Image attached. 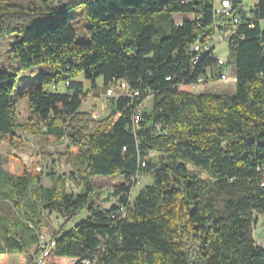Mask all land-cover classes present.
<instances>
[{"label":"trees","instance_id":"1","mask_svg":"<svg viewBox=\"0 0 264 264\" xmlns=\"http://www.w3.org/2000/svg\"><path fill=\"white\" fill-rule=\"evenodd\" d=\"M11 1L0 0V19L11 13ZM20 1H28L20 7L24 22L0 27V37H13L8 54L14 63L0 67V142L18 127L34 133L40 123L39 134L78 149V176L68 179L79 191H68L57 173L44 187L41 176L26 169L18 175L0 170V258L30 255L43 212L69 222L86 211L85 219L68 230L62 224L52 235L50 257L95 264H264V246L252 237L254 216L264 214V0L248 9V17L236 6L244 37L228 45L233 92L195 94L178 85L208 79L213 58L201 55L192 66L190 46L212 32L213 0ZM79 7L89 21L84 41L69 24L70 11ZM173 14L191 16L174 21ZM33 17L45 20L25 26ZM37 66L46 70L38 86L18 93L31 112L17 125L16 78ZM79 77L92 86L97 79L104 86L124 79L129 88L153 94L151 108L133 128L138 101L109 97V114L91 119L81 110L86 93ZM61 82H68L64 92L50 90ZM149 172L152 182L129 203L135 176ZM115 176L124 180L113 193L118 204L101 210L93 179ZM8 206L12 212H2Z\"/></svg>","mask_w":264,"mask_h":264},{"label":"rangeland","instance_id":"2","mask_svg":"<svg viewBox=\"0 0 264 264\" xmlns=\"http://www.w3.org/2000/svg\"><path fill=\"white\" fill-rule=\"evenodd\" d=\"M67 0H53L52 5H56ZM257 0H243L242 6L244 9H251ZM15 4L11 9V13L4 15L0 19V27L2 30H7L12 26H16L21 22H24L23 16H21V8H25L28 5V1H11ZM190 14H173V20L179 21L189 18ZM45 17H33L27 19L25 26L31 27L32 25L42 22ZM69 24L76 31L77 40L84 41L88 39L87 28L89 26V21L86 18L82 7L76 8L69 13ZM13 41L12 36H8L3 33L0 37V67L3 69H9L14 66V63L9 58L8 49ZM225 43L221 44L216 48V54L223 59L229 56L228 49ZM46 68L44 66L33 67L27 71H23L18 74L14 86L13 95L17 99V104L15 107V123L25 125L27 119L30 116L31 109L29 108L28 101L26 99H20L18 93L22 89L34 88L40 83L43 72ZM229 72V70H227ZM208 79L204 78L200 81V84L205 85L204 88H200V92H210V93H232L234 90V85L230 83L223 82H212L210 84V76L207 75ZM56 92H64L67 86L63 82L57 85ZM87 88L89 93L85 95L81 110L82 112H87L90 114L91 119L104 118L109 114V107L106 103L104 86L100 79L97 81V85L92 87L90 82L87 81ZM93 101L97 103V106H92ZM151 108V103H147L144 110L148 111ZM97 114L96 118L92 115ZM40 123L36 126V132H30L25 130L24 127H18L15 130V135L13 138L6 137L0 142V170L6 172L10 175H18L26 169L30 174L40 175L41 184L44 187H49L51 185L50 175L60 174V177L65 176V183L67 184L66 189L70 192L77 193L79 188L69 190L68 185L70 181L68 179L69 175L76 174V160L74 159L75 154L78 149L74 146H70L67 140L62 142L55 141L50 137H45L39 134ZM39 128V129H38ZM152 163L157 161V154L151 153L148 157ZM189 168L193 172H198L200 179L204 181H210V178L198 169L191 167ZM134 187L131 188L129 194L127 195V200L132 203L135 197L138 195L139 191L146 185L152 182V174L144 173L142 175L135 176ZM124 180L122 177H95L93 179L94 185V196L93 200L96 206H99L101 210H107L113 205H117V196L113 195L115 189L123 184ZM3 187L1 186L0 190ZM2 212H12V207H5ZM124 211V207L120 208ZM87 216L86 211L78 212L71 221L64 222V219L56 213L43 212L41 215V221L36 230L37 238L43 235L45 238L50 239L52 235L59 229L63 224L65 230H68L78 223L80 220L85 219ZM255 222L252 225V237L257 243V245L264 246V214H256ZM37 247L33 246L30 250V255H19L14 254L13 256H7L0 258V264H28V257L36 254ZM46 264H70L65 259H59L55 257H49Z\"/></svg>","mask_w":264,"mask_h":264},{"label":"built area","instance_id":"3","mask_svg":"<svg viewBox=\"0 0 264 264\" xmlns=\"http://www.w3.org/2000/svg\"><path fill=\"white\" fill-rule=\"evenodd\" d=\"M242 3V0H241ZM239 4H233L231 0H213V9H212V23L210 28L212 32L206 36L198 37L190 46L191 51V64L196 66L200 59L201 55L208 56L213 58V63L207 65L206 74L210 76V84L213 82H223L230 83L234 85L236 83V76L234 73V65L229 60V57L226 59L221 58L216 54V48L221 44L225 43L227 49L229 48L230 39L239 38L243 39V34L238 32L241 21V15L236 13V6ZM241 6V5H240ZM242 13L245 16H249V10L244 9L243 6ZM264 23V22H263ZM244 25L251 28L253 25L245 23ZM229 70V72H227ZM170 77H167L166 80H169ZM65 86L68 85V82L64 83ZM205 85L200 84L199 77L194 84H179L178 89L185 91L189 94H195L200 92V88H204ZM127 97L131 101H138L137 106L135 107L132 117L131 124L135 128L138 125L139 115L147 106V103H151L153 94L150 91H142L139 88H129L124 79H114L106 86L105 97ZM141 98V99H140ZM93 118L97 117V114L92 115ZM141 166H144V163H141ZM67 186V184H66ZM69 190L76 189L78 187L74 186L72 183L68 185ZM54 245L52 238L47 239L43 235L38 236L36 250L37 253L30 256V264L41 263L46 264L47 259L51 255V249ZM70 264H75L76 262H81L82 264H95V260L91 258H84L82 260L73 259V258H64Z\"/></svg>","mask_w":264,"mask_h":264},{"label":"crops","instance_id":"4","mask_svg":"<svg viewBox=\"0 0 264 264\" xmlns=\"http://www.w3.org/2000/svg\"><path fill=\"white\" fill-rule=\"evenodd\" d=\"M243 1V0H242ZM241 4V6H242V3H240ZM76 80H79V81H81L82 82V84H83V91L86 93V94H88L89 93V90H88V88H87V81H85L82 77H79V78H77ZM97 81H98V79L96 80V83H95V86L97 85ZM95 86H92V87H95ZM57 87L58 86H52V87H50V90L51 91H55V89H57ZM97 106V103L95 102V101H93V103H92V106ZM10 138H13V136L12 137H10ZM50 177V176H49ZM50 179V178H49ZM10 256H13V255H9V257Z\"/></svg>","mask_w":264,"mask_h":264},{"label":"water","instance_id":"5","mask_svg":"<svg viewBox=\"0 0 264 264\" xmlns=\"http://www.w3.org/2000/svg\"><path fill=\"white\" fill-rule=\"evenodd\" d=\"M233 4H239L241 3V0H231ZM58 177H60V174H58Z\"/></svg>","mask_w":264,"mask_h":264},{"label":"bare ground","instance_id":"6","mask_svg":"<svg viewBox=\"0 0 264 264\" xmlns=\"http://www.w3.org/2000/svg\"><path fill=\"white\" fill-rule=\"evenodd\" d=\"M239 5H241L240 3H239ZM201 80H203L202 78H199V81H201Z\"/></svg>","mask_w":264,"mask_h":264}]
</instances>
